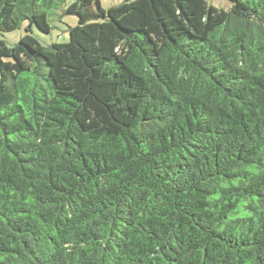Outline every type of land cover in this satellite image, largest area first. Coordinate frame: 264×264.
Wrapping results in <instances>:
<instances>
[{"label": "trees", "instance_id": "trees-1", "mask_svg": "<svg viewBox=\"0 0 264 264\" xmlns=\"http://www.w3.org/2000/svg\"><path fill=\"white\" fill-rule=\"evenodd\" d=\"M0 0V264H264V0ZM9 45L4 35L22 28Z\"/></svg>", "mask_w": 264, "mask_h": 264}, {"label": "rangeland", "instance_id": "rangeland-1", "mask_svg": "<svg viewBox=\"0 0 264 264\" xmlns=\"http://www.w3.org/2000/svg\"><path fill=\"white\" fill-rule=\"evenodd\" d=\"M75 0H66V3L59 7L57 10L52 11L49 16V24L52 28L49 35L40 33L37 29L33 28L31 34L35 36L42 44L50 45L52 43H65L69 40L67 29L68 27L75 26L77 24L74 16L64 14L66 7ZM103 9H107L111 6L119 4L123 0H98ZM208 4L220 8L229 9L230 4L226 0H206ZM26 24H23L22 28L11 33L4 35L3 39L9 45L16 44L20 37L25 34Z\"/></svg>", "mask_w": 264, "mask_h": 264}]
</instances>
